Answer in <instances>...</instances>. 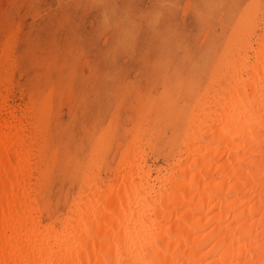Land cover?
<instances>
[{"label":"bare ground","instance_id":"bare-ground-1","mask_svg":"<svg viewBox=\"0 0 264 264\" xmlns=\"http://www.w3.org/2000/svg\"><path fill=\"white\" fill-rule=\"evenodd\" d=\"M242 18L205 95L191 94L198 107L191 113L187 107L179 110L170 131L176 138L167 137L160 146L154 138L158 126L142 132L136 120L130 129L134 139L119 153L115 168L108 162L110 139L105 166L97 167L94 176L77 175L78 195L55 223L42 220L52 206L44 196L54 166L47 163L48 125L40 123L30 104H17L13 97L9 47L0 61V264H103L109 252L114 261L136 264L157 241L175 251L168 233L178 231L188 238L186 264H264L259 131L264 27L258 9ZM160 103L155 116H161V125L156 122L166 128L176 104L170 110V102ZM144 112L142 125L148 129L151 113ZM104 169V174L111 170L110 182L102 178ZM175 175L185 179L176 182ZM103 236L118 237L123 253L118 255L115 242L101 245ZM160 258L171 261L172 252H161Z\"/></svg>","mask_w":264,"mask_h":264},{"label":"rangeland","instance_id":"rangeland-1","mask_svg":"<svg viewBox=\"0 0 264 264\" xmlns=\"http://www.w3.org/2000/svg\"><path fill=\"white\" fill-rule=\"evenodd\" d=\"M253 2L259 0H0V61L11 46L13 97L48 125L47 163L54 166L44 191L52 203L44 224L58 222L79 192L77 175L85 172L60 171L69 146L75 148L73 133L87 149L82 155L90 156L94 137L112 122L111 170L134 139L136 120L139 130L158 126L159 135L172 137L179 110L198 107L191 94L205 95ZM161 101L170 102V110L176 104L166 128L155 116ZM144 110L151 113L148 129ZM84 126L90 131L81 138ZM110 171L102 178H111Z\"/></svg>","mask_w":264,"mask_h":264},{"label":"snow or ice","instance_id":"snow-or-ice-1","mask_svg":"<svg viewBox=\"0 0 264 264\" xmlns=\"http://www.w3.org/2000/svg\"><path fill=\"white\" fill-rule=\"evenodd\" d=\"M259 10V14L261 17V24L264 27V0H259V3H248L245 6V18H251V13L253 10ZM261 64H264V46L261 48ZM260 103H261V113H260V121H259V131L262 143V149H264V79L261 81V88H260ZM90 129L88 126H84L80 130V137H84L89 133ZM114 131L112 127V122H106L105 127L102 131L99 132L97 136H95V143H96V150L90 156H84L82 153H86L87 149L81 148V140L76 139V133H73V143L75 144V148L73 149L72 146H69L67 153L65 154V165L63 167L64 174L72 175V174H79L81 171L94 176L97 167H104V147L107 142L113 137ZM160 145H166L167 137L165 135H158L154 137ZM203 139V138H201ZM167 152V147L163 149ZM171 159V157H169ZM261 160L264 162V150L261 153ZM179 167H183V163L178 165ZM198 166V162L193 160L191 169L193 173H195V169ZM164 171H168V169H164ZM264 171V169H262ZM173 179L176 182L182 181L185 177L181 175H175ZM231 179L229 183H231ZM198 187V185L196 186ZM261 202L264 205V179H262L261 183V190H260ZM261 211L264 212V206H262ZM264 219V218H262ZM168 239L175 240L176 248L175 251H172L170 247L166 248L157 241L153 244L144 254V258L140 261H137L136 264H186L184 260V256L187 254V248L185 245L188 243V238H186L182 232L176 233H168ZM101 245L107 242L111 245L113 242L117 244V251L118 255L123 253V245L120 243L118 237L114 236L111 240L108 239L107 236L100 237ZM262 255H264V244L261 245ZM164 253L165 256L169 252H172V259L171 261L167 259H161L160 253ZM103 264H128L127 261H114L111 258L110 252L106 253L104 256ZM202 264V262H201Z\"/></svg>","mask_w":264,"mask_h":264}]
</instances>
